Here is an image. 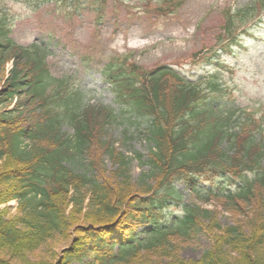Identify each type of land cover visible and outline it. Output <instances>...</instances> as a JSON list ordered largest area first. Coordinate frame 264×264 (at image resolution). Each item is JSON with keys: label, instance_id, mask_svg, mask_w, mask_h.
Segmentation results:
<instances>
[{"label": "trees", "instance_id": "obj_1", "mask_svg": "<svg viewBox=\"0 0 264 264\" xmlns=\"http://www.w3.org/2000/svg\"><path fill=\"white\" fill-rule=\"evenodd\" d=\"M255 10L247 8L239 22ZM9 19L0 3V264H158L163 256L172 262L173 241L193 240L205 230L218 232L213 245L189 264H247L253 257L254 264H264V144H255L260 129L251 119L229 133V119L200 111L201 89L174 72L141 73L132 66L129 75L124 66L110 68L118 102L151 118L149 154L141 162L148 174L135 187L127 157L96 142L112 113L83 109L81 95L50 75L44 51L10 38ZM227 24L231 34L236 23L231 17ZM67 123L73 137L62 131ZM98 147L116 165L109 178L93 159L83 173L68 166L95 158ZM227 177L241 187H220L217 181ZM203 182L211 183L207 188ZM177 183L193 200L218 202L245 217L248 231L238 221L222 227L218 212L197 202L185 204L182 217L169 223L165 209L182 196ZM13 201L12 216L11 207H1ZM140 227L148 234L140 237ZM78 235L87 241L82 250ZM71 239L70 248L62 249Z\"/></svg>", "mask_w": 264, "mask_h": 264}, {"label": "rangeland", "instance_id": "obj_2", "mask_svg": "<svg viewBox=\"0 0 264 264\" xmlns=\"http://www.w3.org/2000/svg\"><path fill=\"white\" fill-rule=\"evenodd\" d=\"M167 1L120 0V3L114 0V5L109 7L103 19L84 0L79 2L77 10L50 0L41 1L39 7L23 1L10 2V16L14 25L12 37L15 41L22 46L33 43L48 45L49 65L54 77L69 78L73 83L71 86L80 88L86 94L87 106L110 107L116 111V122L109 120L100 127L101 134L96 142L127 157L131 181L135 187L141 177L148 174L147 167L137 158L139 155L146 157L149 153L142 132L146 124L133 126L126 123L127 115L121 117L123 109L116 104L113 88H110V83L103 75L111 60L130 54V62L134 60L146 71L171 66L183 77L195 82L206 81L211 77L210 74L218 73L220 67L221 80L227 86V99L240 109L264 114V22L255 28L252 40L245 43L246 47H235L232 54L222 52L220 66L216 60L204 62L215 49L220 48L219 41L222 40L221 32L227 13L241 10L255 0H189L175 14L161 13L163 10L158 8L167 6ZM62 131L69 136L73 135L68 125ZM145 157L143 161H146ZM91 159L95 161L101 176L103 171L105 177L109 178L116 170V165L99 147L95 158L81 157L79 163L68 166L83 173ZM177 189L184 192L183 202L190 203L193 198L185 186L181 184ZM197 203L203 208L216 210L222 227L234 225L238 221L248 231L245 217H236L234 212L223 209L220 203ZM7 206L12 208L10 215H16L17 203L11 202L1 208ZM248 210L246 208L241 213H247ZM168 213L175 216L182 214L177 206L170 208ZM217 233L216 230H205V233L202 232L193 240L173 241L175 257L168 258L172 262H167L161 256L164 260L158 264L197 262L205 251L211 249ZM80 235L77 239L79 245L75 244L82 250L83 242L86 244L87 241ZM73 239L66 242L62 249H69ZM158 257H155L154 262ZM148 258L152 263L154 258ZM238 259L246 263V260ZM253 260L250 263L247 261V264L257 262L255 257ZM146 262L142 260L139 264ZM71 264H89V260L74 261Z\"/></svg>", "mask_w": 264, "mask_h": 264}]
</instances>
